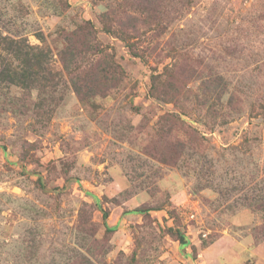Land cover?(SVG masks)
Returning a JSON list of instances; mask_svg holds the SVG:
<instances>
[{
	"label": "rangeland",
	"instance_id": "rangeland-1",
	"mask_svg": "<svg viewBox=\"0 0 264 264\" xmlns=\"http://www.w3.org/2000/svg\"><path fill=\"white\" fill-rule=\"evenodd\" d=\"M0 22L61 75L43 116L0 85V264H264V0H0ZM80 25L76 71L114 78L84 104L59 58Z\"/></svg>",
	"mask_w": 264,
	"mask_h": 264
},
{
	"label": "trees",
	"instance_id": "trees-1",
	"mask_svg": "<svg viewBox=\"0 0 264 264\" xmlns=\"http://www.w3.org/2000/svg\"><path fill=\"white\" fill-rule=\"evenodd\" d=\"M81 24L84 25V22ZM1 25L0 22V85L14 86L24 92L33 91L37 93L36 98L41 102L39 110L42 111L40 107L44 108L46 105L41 116L49 114L52 108L58 104L52 97L59 85L58 80H61V75L53 72L50 68V51L44 46L30 45L25 38L9 34L3 35ZM83 25L75 27V30L69 32L68 36L64 38L65 49L59 53V58L74 93L79 101L84 104L88 98L94 95H102L100 89L103 88L98 85L99 80L103 79L104 82L110 83V79L114 78H111L110 71L104 70V68H94L95 72H90V70L84 73L76 71L75 59L83 51L90 50L88 46L86 47L87 44L82 43L83 37L81 36L85 34L88 37V32H90L87 30V25ZM36 37L42 43V34L38 33ZM104 85L108 87L109 84ZM253 207L255 210H259L261 205ZM103 219H106L105 213ZM177 236L180 244H184V237L178 232ZM69 264H89V261L77 254L73 256Z\"/></svg>",
	"mask_w": 264,
	"mask_h": 264
}]
</instances>
